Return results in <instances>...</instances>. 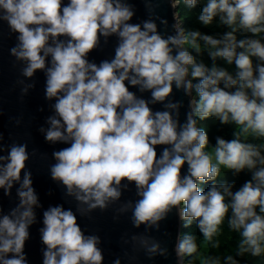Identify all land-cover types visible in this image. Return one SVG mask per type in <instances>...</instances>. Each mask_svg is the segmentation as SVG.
<instances>
[{
    "label": "clouds",
    "instance_id": "9594fccd",
    "mask_svg": "<svg viewBox=\"0 0 264 264\" xmlns=\"http://www.w3.org/2000/svg\"><path fill=\"white\" fill-rule=\"evenodd\" d=\"M144 2L148 18L132 22L129 0H0V22L16 34L9 54L22 65L21 76L31 80L39 70L45 77L53 114L38 131L50 145H67L53 149L49 178L77 202L75 211L63 204L44 208L27 168V143L6 146L0 133V189L10 197L16 186L17 198L7 212L0 206V264H29L25 246L38 208L41 264H103L101 237L85 234L77 213L107 210L129 184L139 198L114 209V220L130 209L133 227L159 230L175 209L185 228L195 223L202 240L198 245L195 233L178 234L177 264H241L236 257L246 255L264 264V0H166L174 35L158 30L156 21L167 27L168 20L155 14L152 0ZM198 2L200 24L218 20L224 31L185 30L187 13L179 5L193 9ZM110 37L116 38L112 56L90 59ZM17 83L21 98L35 87ZM173 86L189 97L183 123L182 102L167 99ZM146 91L150 98L137 95ZM158 102L166 110L150 107ZM210 118L234 125L232 138L210 143V125L198 126ZM157 146H164L159 154ZM245 170L250 176L239 187L218 179ZM225 222L238 238L235 257L225 254L222 261L210 250L221 247L215 238ZM129 239L149 259L169 254L150 235L134 233L124 243ZM111 264H121L120 257Z\"/></svg>",
    "mask_w": 264,
    "mask_h": 264
},
{
    "label": "water",
    "instance_id": "95a60500",
    "mask_svg": "<svg viewBox=\"0 0 264 264\" xmlns=\"http://www.w3.org/2000/svg\"><path fill=\"white\" fill-rule=\"evenodd\" d=\"M135 7V16L132 22L148 18L149 11L145 6L144 0H129ZM62 3H67V0H62ZM152 7L156 15L164 17L168 20L167 27L157 24L161 32L166 35H174L175 29L172 27L174 21L172 19L173 9H170L166 0H152ZM183 26V21H182ZM17 43L16 34L11 33L6 22H0V133L3 134L4 145H9L13 142L27 143L30 159L26 162L27 168L32 172L33 186L36 189L40 201L44 208L49 204H63L65 208H72L74 211L77 208V202L74 197L65 195L63 186H58L49 178L48 166L53 163V149H60L67 145L56 143L50 145L45 142L43 135L38 131L41 125L45 128V118L53 114L51 109V101L44 99V74L42 71H37L31 80H27L20 74L22 65L15 61V58L9 54V49ZM116 43L115 37H110L107 44H101V47L94 50L89 58L99 62L101 59L110 58L113 54V47ZM25 79L26 83H33L35 87L21 98V85L18 80ZM136 91V89H130ZM138 96L150 98L149 92L137 93ZM173 102L181 101L179 108V118L183 123L186 119L185 113L188 109L189 97L183 93V90H177L173 86L172 94L167 98ZM154 110H166L163 104L156 103L150 105ZM43 109L41 111L40 109ZM171 111V110H169ZM20 123L17 124L16 120ZM164 146H157V152ZM33 150H35L33 154ZM6 154V153H4ZM185 169H182V173ZM23 174V172H22ZM125 183L122 181V184ZM15 187L12 189L10 197L3 195V190L0 189V206L7 212L17 203ZM50 193V194H49ZM139 197L136 195V190L132 184L123 192L120 200L116 204L111 205L107 210L101 212L99 209L93 211L88 217L78 215V223L85 231V234H97L101 237V247L104 254L103 264H111L112 260L120 257L121 264H177V256L174 252V244L178 234H181V220L179 219L176 210L173 209L168 213L167 218L159 222V230L155 227L145 230L142 224L139 228L133 227L129 216L131 210L128 209L123 214L119 215L118 219H113L116 215L114 209L128 201H135ZM83 209L84 205H79ZM37 223L31 226V239L26 243L25 251L28 254L29 264H41V248L43 245L39 240L37 229L42 226V209H36ZM150 235L160 241L162 247H167L168 256H155L149 259L141 249L139 242L124 243V239L130 238L132 234ZM123 238V239H122Z\"/></svg>",
    "mask_w": 264,
    "mask_h": 264
},
{
    "label": "trees",
    "instance_id": "16d2710c",
    "mask_svg": "<svg viewBox=\"0 0 264 264\" xmlns=\"http://www.w3.org/2000/svg\"><path fill=\"white\" fill-rule=\"evenodd\" d=\"M200 6H201L200 2H198L196 7L193 9H188L183 3L179 5L180 14L184 16V14L187 13L185 18L183 19V27L185 28V30L188 31V30L196 29V30H200L203 33L214 35V36L224 31L225 29L223 26L217 27L218 20H214L212 26L210 27H204L200 24V22L197 19L199 15V11H200ZM238 38H239V34H238ZM201 43L203 42L201 41ZM189 50L192 51L191 49ZM193 54L195 55L194 52ZM202 58L207 64L211 65V60L209 59L206 51L202 54ZM217 63L223 66L219 58L217 59ZM229 70L232 71V66H229ZM206 124L210 125V127L206 129L208 131L210 143L215 142L216 136H221L224 139L232 138V131H233L234 125H231V124L222 125L219 123V121L212 122L210 118V120L208 121L200 122L198 126H204ZM249 176L250 174L247 172V170H245L244 172L240 173L239 175L235 177L232 176L230 172L223 173L222 176L218 179H224L229 182H231L232 180H235L236 181L235 187H239L245 179L249 178ZM202 187L206 189L207 185H202ZM221 227H222L223 233L220 236L215 238L221 241V247L219 249H211L210 251L213 255H218L220 259L223 261L225 254H231L235 257V249H236L238 233H231L229 236L228 226L226 222ZM189 232L196 234L197 244L199 245L200 241L202 240V237L199 235L198 229L195 228V223H193V225H191L190 227L185 228L184 222L182 221L181 222V234H187ZM236 258L241 261V264H260V261L262 259V258H254L248 255H246L243 258L241 257H236Z\"/></svg>",
    "mask_w": 264,
    "mask_h": 264
},
{
    "label": "rangeland",
    "instance_id": "374dc122",
    "mask_svg": "<svg viewBox=\"0 0 264 264\" xmlns=\"http://www.w3.org/2000/svg\"><path fill=\"white\" fill-rule=\"evenodd\" d=\"M223 174V173H222ZM223 233V232H222Z\"/></svg>",
    "mask_w": 264,
    "mask_h": 264
}]
</instances>
